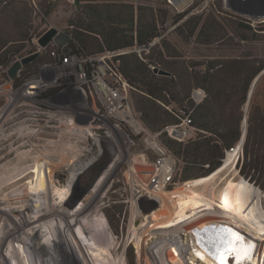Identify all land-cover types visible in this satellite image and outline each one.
<instances>
[{"label":"rangeland","instance_id":"obj_1","mask_svg":"<svg viewBox=\"0 0 264 264\" xmlns=\"http://www.w3.org/2000/svg\"><path fill=\"white\" fill-rule=\"evenodd\" d=\"M26 1L32 8L30 19L32 37L26 43L22 54L15 60L35 53L38 55L23 65L18 78L14 81L8 76V68L13 62L8 67L0 68V167H4L0 171V180L8 176V171L17 165V155L28 156L27 164L32 163L33 158H40L53 166L55 173L52 179H48L52 183L49 195L42 191L40 195L43 198L39 199L36 195L30 194L29 202L23 209L10 208L8 205L14 202L16 197L23 196L25 187L23 182L27 179L10 190L0 189V197L3 198L1 203L7 207V216L0 217V235L4 234L6 229L14 228L19 218L32 222L19 232L20 240L13 243L16 248L18 247L19 253L12 251L10 241L5 242L0 264H3L4 257L7 264H33L34 262L30 263L26 257L27 243L32 244L33 238L41 241L39 245L43 247L47 264H56L52 254L54 249L56 252L62 250L71 258L70 262L65 260L63 264H100L95 255L88 253L85 236L90 241H96L95 244L102 250L99 257H102L104 264H162L161 258L164 264H171L167 251L158 254L157 242L163 238L162 235L157 234L149 239L153 227L168 224L175 227L185 225L194 230L208 225L237 227L246 232L253 243L255 258L261 252L260 264H264V190L240 174L239 162L243 148L235 152L238 144L226 151L221 163L223 165H220L221 172L204 182L188 181L195 178L183 180L184 162L180 159L175 178L179 184L170 189L171 191L160 192L161 200L150 201L145 197L136 196L137 183L130 173L134 165L141 168L142 164L148 165L154 159L148 152L146 156L142 155L146 151L143 141L132 134L135 142L131 144L120 135L108 139L84 130L79 134H71L72 128L61 119L60 114L51 111L54 108L52 104L75 98L68 88L64 90L50 88L41 93L39 100L27 98L24 85L26 79L38 75L44 64H55L58 61V58L50 55L53 45L40 49L39 38L50 27L71 33L74 27L69 25L68 21L80 12L85 1ZM92 1L126 2L135 6L142 4L153 7L156 16L164 22L160 25V35L147 46L133 47L139 54L145 52L147 55H158L161 58L162 53L163 58L171 62V69L183 74L185 87L188 86L189 80L185 72L205 71L210 62L222 63L241 58L259 64L264 63V21L227 7L222 0H191L181 7L171 5L167 0ZM51 6H53L51 12L46 14ZM194 16H201V21L191 36V25L187 20L193 19ZM241 20H246L247 22H244L249 25H241ZM163 42L167 43L168 48L162 46ZM73 48L76 49V46ZM198 89L205 91L201 87L193 88L192 98L194 91ZM137 95V90L132 88L130 97L133 102ZM254 100L259 101L261 105L264 104V74L249 91V98L243 106L244 116L248 117ZM164 105L174 112V115L184 116L176 102ZM242 125L247 128V121ZM198 133L196 131L193 137ZM161 139L163 141L162 137ZM74 169H78L79 174L72 178ZM35 175L36 171H33L29 178L34 179ZM16 179L17 177L13 176L11 181ZM231 179L242 180L245 188L232 189L225 195L221 194L223 186ZM200 193L205 194L209 203L191 201ZM3 194L6 196H2ZM224 197L228 200L227 203L224 202ZM185 209L189 212L186 213ZM201 209L223 215L214 219L199 220L193 213ZM156 210L161 211L153 216L152 213ZM178 210L182 211L181 216ZM46 213L50 216L44 217ZM66 213L70 214V217L61 218V215ZM170 219H172L170 222L158 223L160 220ZM211 220L213 222H210ZM38 229L40 236L36 234ZM184 239L189 245L192 243L191 235H185ZM104 245L111 248L108 250L110 253L105 251L102 247ZM189 251L190 249L186 250L187 256L190 255ZM197 262L205 264L200 260Z\"/></svg>","mask_w":264,"mask_h":264},{"label":"trees","instance_id":"obj_2","mask_svg":"<svg viewBox=\"0 0 264 264\" xmlns=\"http://www.w3.org/2000/svg\"><path fill=\"white\" fill-rule=\"evenodd\" d=\"M82 1L85 2L80 12L68 21L74 27L71 44L76 46L73 50L77 53L88 55L147 46L160 35V25L164 22L156 16L153 7L126 2ZM52 7L46 14L51 12ZM31 12L32 8L26 0H0V68L14 62L30 41ZM187 21L190 22L192 36L200 25L201 16ZM244 21L247 22L241 20L240 24L248 26ZM166 44L163 42L162 46L168 48ZM144 54L132 51L115 59L119 61L120 71L137 90L134 104L144 123L152 131L162 132L165 144L184 162L182 179L195 178L188 181H197L214 175L223 165L226 151L239 143L246 119L247 133L239 162L240 174L264 190V104L254 100L248 117L243 111L253 80L264 69V63L241 58L222 63L210 62L205 71H186L189 80L185 87L183 74L174 72L171 62L165 60L162 53L161 58ZM153 66L168 69L171 75L155 73ZM196 87L205 89L207 94L200 103L192 98V90ZM171 102L179 104L183 117L174 115L165 107L164 104ZM182 118L199 132L186 142L178 141L164 131L167 125L181 123ZM191 201L209 203L204 193L197 194ZM95 243L85 236L88 253L104 264L99 257L102 250ZM102 247L110 253L109 246Z\"/></svg>","mask_w":264,"mask_h":264},{"label":"built area","instance_id":"obj_3","mask_svg":"<svg viewBox=\"0 0 264 264\" xmlns=\"http://www.w3.org/2000/svg\"><path fill=\"white\" fill-rule=\"evenodd\" d=\"M167 1L171 5L181 7L191 0ZM222 1L229 8H235L241 13L264 21V0ZM72 39L64 46H59L54 41L44 47L40 46V49H46L48 45H53L50 55L58 58V61L55 64H44L38 75L26 79L25 95L28 99L39 100L41 93L50 88H60L59 90L68 88L75 98L52 104L54 108L51 111H56L62 120L68 121L72 128L71 134H79L84 130L108 139L120 135L130 144L135 142L132 134L143 141L146 151L142 155L146 156L148 152L154 156V159L148 165L142 164L141 168L135 165L131 168V176L137 183L135 194L138 198L145 197L150 201L161 200L160 192L171 191L179 184L175 178L181 160L164 144L160 137L161 132L152 131L144 123L141 113L130 97L133 87L120 71L119 61L115 58L137 50L134 47H127L86 55L73 50ZM204 97L205 91L202 89L193 93L197 103H200ZM80 120L84 122H79ZM164 131L170 137L186 142L194 138L196 128L183 119L179 124L167 125ZM201 230V233L205 231L204 228ZM185 235V233L176 234L171 235L170 238L172 243L187 256L186 250L190 249L192 243L189 245L185 241Z\"/></svg>","mask_w":264,"mask_h":264},{"label":"bare ground","instance_id":"obj_4","mask_svg":"<svg viewBox=\"0 0 264 264\" xmlns=\"http://www.w3.org/2000/svg\"><path fill=\"white\" fill-rule=\"evenodd\" d=\"M63 121H65L69 126V123L66 119H64ZM239 147H240V144L238 143V146L234 149V151L238 152ZM16 159L18 161L17 165H15L12 169L8 171V174H9L8 176L6 175V177H3L0 180V189L10 190L13 187L17 186L18 183H21L23 180L27 179V181L25 180V182H23L25 184V187L23 189V196L21 195L22 197H16L17 199L15 201L13 200L14 202L8 205V207L10 208H22L23 209L25 208V205H27V203L29 202V197H31L30 194L36 195L39 199L43 198L40 195L42 191H44L45 193L49 195V193L52 190V187H51L52 183L48 179H52L55 171H54L53 166H50L48 162L45 163L44 160L40 158H33L32 159L33 162L30 164H27V162L29 161L28 156L17 155ZM221 168L222 167H220L215 174L221 172ZM3 169L4 167H0V171ZM77 170L76 169L72 170V175H71L72 178L76 177L79 174V171ZM33 171L34 172L36 171V175H35L36 177L34 179L33 177H31L32 178L31 179L29 178L30 177L29 174H31V172ZM13 176L14 177L16 176L17 179L14 181L13 180L11 181ZM209 177L211 178V176H208V177L202 178L194 182L195 183L204 182V181L210 180ZM244 188H245V185L242 180L236 181V180L231 179L225 183V185L222 188L221 194L225 195L227 192L231 191L232 189L241 190ZM12 191L15 192V190H12ZM4 195L5 194H3L2 196ZM8 195L9 194H7V196ZM2 199L0 197V217L1 218L3 216H7V207L3 203H1ZM227 201L228 200H226V197H224V202L227 203ZM185 210H186V213L189 212L188 209H185ZM160 211L161 210L154 211L152 213L153 216L158 215ZM177 212H179L178 213L179 216L182 215L181 210H178ZM47 214L48 213H46L45 214L46 216L44 217L50 216ZM193 214L195 218H198L199 220L214 219L217 216L223 215L222 213L221 214L213 213V212L203 210V209L199 211H195ZM69 217H70V214L68 215L67 213L64 215L63 214L61 215V218H64V219H67ZM157 218L160 219L159 217ZM145 219L146 218H142V220H145ZM171 220L172 219L163 220V221L160 220L158 223H163V222H168V221L170 222ZM210 222H213V220H211ZM30 224H32V222H28L24 218L22 219L19 218V221L18 223H15L14 228L6 229L4 234L0 235V255L3 254L2 249L6 241H10L12 243V251L14 253L20 252L18 251L19 249L17 250L18 247L16 248L15 244L13 243H15V241L20 240L18 237L19 232L22 231L25 226H28ZM203 228L205 231L201 233L202 228L199 230L198 229L194 230V229H191L190 227H186L185 225H182L180 227H175L173 224H168L163 227L156 226V227H153L152 234L149 236V239L150 238L152 239L154 236H157V234L162 235L163 238H161L157 242L158 254L160 252L167 251L171 264H198L197 261L199 260L200 262L202 261L205 264H260L261 252L259 251L260 253L257 254V257L255 258V254L253 252L254 250L252 248L253 243L249 240V237H247V233L244 232L243 230L241 231L237 227H234V226H220V225L218 226L208 225ZM180 231H183V233H185L186 235H191L192 237L191 247L189 246L190 248L189 256H186L183 252H181L171 241V238H170L171 235L183 234ZM36 234L40 236L39 229L36 231ZM237 237H240L241 239L238 240ZM40 243L41 241L38 242L36 238L32 239V244L27 243L28 246L26 250L28 251L26 253V257L28 261L30 260V263L34 262L33 264H47L46 263L47 257L45 253H43L42 251L43 247L39 245ZM6 246H8V244ZM5 251H6V248H5ZM79 253L82 254L81 251ZM79 253L77 254L79 255ZM52 254H53L54 261L56 264H63L65 260L69 262L71 261V258L68 255H66L65 252H63L62 250L56 252L54 249L52 251ZM263 254H264V251H263ZM33 257L36 260H34ZM263 260H264V255H263ZM160 261L162 262V264H164L162 261V258L160 259ZM2 262L3 264H7L5 257Z\"/></svg>","mask_w":264,"mask_h":264},{"label":"water","instance_id":"obj_5","mask_svg":"<svg viewBox=\"0 0 264 264\" xmlns=\"http://www.w3.org/2000/svg\"><path fill=\"white\" fill-rule=\"evenodd\" d=\"M72 39V35L71 33H69L66 30H59L56 27H50L38 40L39 45L44 47L46 46L48 43H50L51 41H54L57 45L59 46H64L65 44L69 43ZM38 55V53H35L31 56H27L24 57L22 59H17L15 60L10 67L8 68V76L9 79L14 81L18 78L19 76V72L21 71L22 67L24 64L30 62L31 60H33L36 56ZM153 70L155 73L161 74V75H166L169 76L171 75V73L163 68L160 67H156L153 66ZM264 74V70L261 71L256 78L253 81L252 86L256 83V81L259 79V77ZM7 87V86H6ZM245 124H246V119L244 120ZM246 133H247V128L246 126L243 127V135L239 141L240 147L239 149L244 145V141H245V137H246Z\"/></svg>","mask_w":264,"mask_h":264},{"label":"snow or ice","instance_id":"obj_6","mask_svg":"<svg viewBox=\"0 0 264 264\" xmlns=\"http://www.w3.org/2000/svg\"><path fill=\"white\" fill-rule=\"evenodd\" d=\"M237 239L239 240V239H241L240 237H237Z\"/></svg>","mask_w":264,"mask_h":264}]
</instances>
